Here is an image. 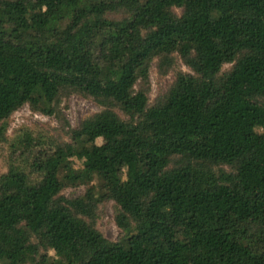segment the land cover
Listing matches in <instances>:
<instances>
[{
    "label": "trees",
    "instance_id": "16d2710c",
    "mask_svg": "<svg viewBox=\"0 0 264 264\" xmlns=\"http://www.w3.org/2000/svg\"><path fill=\"white\" fill-rule=\"evenodd\" d=\"M24 104L62 133L6 137ZM0 142V264H264V0H0Z\"/></svg>",
    "mask_w": 264,
    "mask_h": 264
},
{
    "label": "rangeland",
    "instance_id": "374dc122",
    "mask_svg": "<svg viewBox=\"0 0 264 264\" xmlns=\"http://www.w3.org/2000/svg\"><path fill=\"white\" fill-rule=\"evenodd\" d=\"M179 13L180 9H176ZM157 59L151 63L149 70L150 90L148 93L149 102L153 103L156 98L162 94L171 84L177 71H189V67L184 64L178 56H175V63L165 74L158 71L156 66ZM230 66L229 63L223 64L226 70ZM64 114L71 126H77L82 118L92 112L98 111L100 106L90 96H84L78 93H71L67 98L62 100ZM121 116L123 114L119 112ZM21 127H28L33 132H46L54 136L62 133L58 121L49 115L35 112L29 108L27 104L15 110L7 119L6 137L12 135L14 131ZM82 165H86L91 170H99L104 172L105 168L99 164L85 159ZM7 169V149L4 142H0V173ZM96 178V176H95ZM84 191L83 186H70L63 190L67 196L76 195ZM113 201H108L100 206V217L97 221L99 230L109 239L117 240L122 234L120 227L114 219ZM7 237L0 234V256L5 252Z\"/></svg>",
    "mask_w": 264,
    "mask_h": 264
}]
</instances>
